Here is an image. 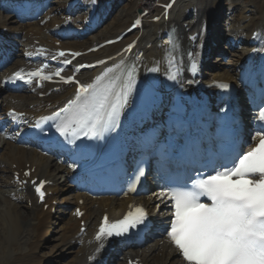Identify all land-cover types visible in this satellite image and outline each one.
<instances>
[{
	"label": "bare ground",
	"instance_id": "bare-ground-1",
	"mask_svg": "<svg viewBox=\"0 0 264 264\" xmlns=\"http://www.w3.org/2000/svg\"><path fill=\"white\" fill-rule=\"evenodd\" d=\"M107 1L108 0H95V3H93L92 0H80L82 8H86V16L83 20L80 18H71L70 21L66 22V19L70 16V14L64 7L61 11L54 13L44 22L34 21L26 25H20L18 28H11L9 25L10 23H15V21L20 22L21 18L19 16H16V20L14 19L0 22L1 45L6 50H8V47H11L9 52H12V55L18 59L14 67L7 68L0 74V86L2 77L5 75H11L21 69L29 72L42 67V63L34 65L30 64V62H26L25 60L26 56L34 51L32 46L36 41H39L43 45L51 46L52 49L50 55L52 57L57 55L59 51H71V53L80 52L81 55L76 57H72L71 55L67 56L68 59L72 60V66L61 73L62 75L66 74L68 76H75L79 81L83 80V78L87 76H95V74L109 64L107 60L111 56L119 53L123 48L134 42H138L139 48L144 50L145 62L150 65L157 64L161 66L163 54L159 49L160 45L157 41L159 33L158 30H162L166 25V20L164 18L166 15L165 8L161 5L172 3L171 0H165L164 2L159 1V3H157V0H136L133 5V11L125 13L122 11L123 13L120 15L119 19L112 22L111 26L109 25L110 27L106 28L105 32L101 36H90L86 38L84 42H63L60 48H56L54 46L55 41H60L58 39L59 27L56 28V24L60 25L61 23H65V25L76 26L84 23L85 20L92 18L97 11L105 14L109 10V7L106 5ZM217 5V0H177L175 3H172V7L168 9L169 19L185 25L189 30V35L197 32L203 34L202 38L198 39L197 43L198 45H204L205 55H208V50L211 47V44L218 39L217 34L214 32L215 26H217L216 19L220 15V9ZM259 6L258 0H253V10L251 11L250 16L245 15V13L239 20V25L243 26L242 30L237 31L238 29H236L235 32L229 33V36H234L236 40L240 41L244 46L241 56L236 59L234 69L229 73H223L220 71V68L217 67V69L209 70L212 72L210 74L211 76L206 77V73L203 75V83L213 86L212 89H215L214 85L216 82H221L222 85L227 84L228 87H233L236 90H242L243 88L249 86L250 81L253 82L257 80L259 81L258 83H260L264 79V64L261 65L264 63V19H262ZM139 12L140 14H138ZM33 16L37 17V13L35 12ZM156 16L160 17V21L157 23L154 22ZM136 18L141 19L142 29L128 34L127 29L130 24L128 26L126 25ZM98 20L99 19H96V21ZM6 28L9 30L7 31ZM254 31L258 32L256 39L252 38ZM64 32L66 31H63L62 33ZM113 39L117 40V43L112 47H108L106 44L107 41H111ZM101 43H105L104 47L98 54H93L92 50L101 45ZM148 44H151V48L149 49H147ZM253 51L256 52V55L252 57V62L248 63V58H251L250 53ZM1 52L8 53L7 51H0V53ZM64 59L65 57H58L57 61L63 62ZM99 60H104L105 64L98 68L87 67V69L80 76H76L73 72V67L76 68L80 64L92 65ZM55 69L59 70L56 64L50 65L47 69H44V74L53 73ZM253 71L256 72L255 75H253ZM60 83V80L53 78L52 80H46L44 87L40 90L36 89L34 86L31 87L27 96L20 95L18 97H13V101H11L10 98H4L2 104H5V114H7L9 110L15 109L20 112H25V121H29L42 114L56 110L69 97L73 96L76 87V84L69 87L61 85L60 90L54 92L53 87L60 86ZM4 91H6V89L1 88L0 94ZM40 93H45V98L40 99ZM162 93L165 95L166 91L163 89ZM246 93L250 96V99L247 101L244 96L245 101L242 99V106L245 109L243 112L245 115V124L248 128L253 127L254 124L260 126L256 123V116L253 114L258 108V104L251 100L254 96H251L250 92L246 91ZM221 98L222 96H219L217 100H220ZM169 99L170 98L165 96L164 101L153 110L152 118L150 119L153 124L158 125L161 128H168L171 126ZM14 100H17V102H14ZM31 105L32 109L30 108ZM137 119L138 113H135L131 118L127 117V122H137ZM142 122L143 121L137 123ZM124 130L127 132L129 127L126 126ZM159 133L160 132L156 129L153 136L156 137ZM196 133L197 130H195L192 125L188 124L186 127V136L180 140L185 149L190 147V137H193ZM130 138L135 137L130 136ZM250 140L253 141L252 139ZM4 141L5 142L2 145L0 144V149L6 150L5 156L2 158L3 162L0 167V173L3 171L10 172L11 177L8 181V185L12 187V190H1L0 192V201L3 200L6 207L5 210H0L4 215V218L0 219L7 223L3 239L6 238V235L9 234L10 231L11 234L13 233L16 237L25 241L26 245H28V253L25 254L24 264H41L42 257H37L35 254L36 251L41 248L42 243L51 231L52 216L50 212L44 211L43 205L37 203V199L29 187L21 193L17 191L16 186L13 183V174L20 169L25 170L26 165L30 164V168H35V172L32 175L33 178H46L47 180L53 181L55 185L48 189L49 191H52V196L48 197L46 201V204H49L52 200L58 201L60 199V190L64 191L68 189H61L62 182L59 185L61 178H57H59L58 176L63 177L64 174H70L71 170L67 168V163L58 161L61 163L59 169H57L59 173L56 176H52L50 172L54 167L55 161L53 160V162L50 158L41 154L38 148L26 147L24 144L18 143L15 138L5 139ZM137 157H141V154H138ZM161 167H163V165ZM8 197L17 201L18 204L10 201L12 199H9ZM79 199L84 200V204L82 206L78 204ZM29 201L31 202V215L24 206L29 204ZM71 205L75 206V208L80 207L82 210H86V214L82 218V221H86L87 231L83 236H80L81 220H78L75 216H73L72 212L69 213L67 220L64 218L61 219V222L65 223L61 230V240L70 256L69 260L65 264H101V260L110 248L114 245H121L122 243L125 244L124 240H108L105 242V247L100 251V253H96V249L99 247L100 242L95 240V235L97 233L100 219L104 214L110 215L112 221H116L122 219L128 211L133 210L135 207L145 205L151 213L153 219H159L160 221L167 220V213H165L168 209L166 200L157 199L155 195L139 198L137 200L126 196L119 198L105 197L93 199L76 193L73 194V202ZM160 206L165 211L159 214L157 209ZM23 208L27 210V213H25V211H21ZM75 208L73 211H75ZM42 228H46V231L43 239L39 240L37 239V236L39 230ZM162 231L160 229L156 231L158 239L155 240L149 251H145V253L139 256V254H136L132 250L128 249L119 258L125 259V264L128 259L137 257H140L144 264H184V262L179 258L177 251L166 240L163 233L164 231ZM11 238H9V241ZM1 243L2 242H0V244ZM91 257H95V259L90 261Z\"/></svg>",
	"mask_w": 264,
	"mask_h": 264
},
{
	"label": "snow or ice",
	"instance_id": "snow-or-ice-1",
	"mask_svg": "<svg viewBox=\"0 0 264 264\" xmlns=\"http://www.w3.org/2000/svg\"><path fill=\"white\" fill-rule=\"evenodd\" d=\"M92 2L95 3V0ZM161 6L167 13L172 3ZM155 19L159 20L160 17L156 16ZM141 24V19H136L133 27ZM169 43L173 45V50L181 47L179 37L174 34L169 35ZM132 48L133 45L129 44L125 51ZM67 55L65 51H59L52 59L65 57L63 62L71 64L72 60ZM79 55V52L71 53L72 57ZM187 55L192 56V53ZM182 59L172 52L168 53L169 68L175 69L168 72L169 80L177 79L178 65ZM97 63L103 65L105 61L99 60ZM47 67L44 65L29 72L21 69L10 77L32 85L36 79L52 80L55 75L66 84L78 85L73 99L50 116L40 117V122H54L56 131L68 144H75L81 138H103L106 132L118 127L129 98L137 89L139 69L136 63L109 67L88 84H82L75 76H62L64 69L52 75L44 74ZM85 67L93 66L80 64L74 71L79 72ZM191 70L193 73L197 71L195 60ZM148 71L157 73L160 69L151 67ZM222 87L227 88L228 85L223 84ZM8 115L24 116L14 109ZM257 118L262 126L251 138L255 141L251 150L236 152L227 162L212 167L210 173H201L190 182L170 179L166 188L158 194L154 193L157 199L170 201L171 218L165 235L178 250L184 264H264V109L257 113ZM24 175L30 176L31 172L27 171ZM144 175L143 165H138L130 177L132 191H135L134 185L139 184ZM16 180L26 183L20 180L19 173ZM31 183L43 202L47 181L41 180L37 184L36 180H32ZM75 215L83 216V212L76 209ZM148 215L142 206L135 207L134 211H128L122 219L114 222H110L105 215L95 235V240L100 242L96 253H100L109 238L122 237L142 225L147 226Z\"/></svg>",
	"mask_w": 264,
	"mask_h": 264
},
{
	"label": "rangeland",
	"instance_id": "rangeland-1",
	"mask_svg": "<svg viewBox=\"0 0 264 264\" xmlns=\"http://www.w3.org/2000/svg\"><path fill=\"white\" fill-rule=\"evenodd\" d=\"M61 1H63V0H61ZM135 1L136 0H124L123 3L119 6V8L115 9L116 11L112 14L110 19L106 22V24L96 32V34H99L97 36H101L105 32L106 28H109L111 26L112 22L119 19L120 15H122L123 12L125 13V12L133 11L132 9L134 8L133 5H134ZM217 2H218L219 9L223 10V15L221 17H219V19L217 20V24H216L217 25L216 26V33L220 37V41L217 43L218 50L216 52V55L212 58L211 67H214L215 69H217V67H218V68H220L221 72L229 73L230 71H232L234 69L236 59L239 57L240 53L242 52V50H241L242 45H239L238 47L230 49V50H227V48L225 47V43L227 42L228 30L231 27H237V25H238L237 23L232 24V22L228 20V15L230 13L234 12L233 6H236L235 9H237L235 11V13L233 14L234 19H239V18L241 19V16H242L241 14L246 13L248 15L249 13H247V12L250 11V13H251V11L253 10L252 9L253 0H218ZM258 3L260 5L259 7H260V12L262 14L261 15L262 19H264V0H258ZM59 8L60 7L53 4V5L49 6V11L52 13L56 9H59ZM230 9L232 11H230ZM56 12H59V11H56ZM226 12H229L228 15H224V13H226ZM46 15H47V12H46V14L42 15V17L45 18V17H47ZM42 17L40 19L43 20ZM231 17H232V15H231ZM126 26H128V24ZM238 26H240V25H238ZM234 30H236V29L229 30V33L235 32ZM222 50H224V54H221V53H223ZM243 50H244V46H243ZM216 58H218V59H216ZM13 64H14V61L12 63H10L9 66H7L6 68L11 67ZM0 71H4V70H0ZM23 96H27V95H23ZM7 97H9V94L6 92L0 94V102L2 101L3 98H7ZM2 107H4V109H5V104H2ZM4 109H3V111H4ZM4 142L5 141H3V143ZM3 143H0V144L2 145ZM1 145H0V147H1ZM0 150H2V149H0ZM2 151H3V153L0 152V167H1V164L3 162L2 158L6 154V150L3 149ZM59 167L58 168L53 167L55 174H52L51 172H50V174L52 176L58 175L56 173L57 172L59 173V171L57 170V169H59ZM53 169H51V171ZM7 175H9V176H7ZM10 177H11L10 172L3 171L2 173H0V192H1V190L2 191L12 190V187L8 185V181H9ZM58 177L59 178H57V179L61 178V176H58ZM61 182L62 181L60 180L59 185ZM59 190H60V187H59ZM65 196H68V197H65ZM8 198L12 199L11 197H8ZM10 201L18 204V202L15 201L14 199H12ZM72 202H73V195H71L70 191L63 192L62 195L60 196V199L58 200V203H60V204L66 203V204L71 205ZM24 206L28 209V212L31 215L30 206H28V204L24 205ZM5 208L6 207L3 203V200H1L0 201V210L1 209L5 210ZM21 211L22 212L25 211V213H27V210L25 208H23ZM1 212L2 211H0V218H4V215L2 214L3 212L2 213ZM69 213H67L68 217H69ZM53 217H55L56 220H59V223H60L61 216L59 214H55V215H53ZM53 223H54V220L52 218L51 225ZM63 224H65V223H62V226H59V227H57V225H54L50 231L51 235H49L50 233L47 235V237L45 238V242H43L41 248L36 251L35 255L37 257L38 256L42 257V258L40 257L42 259L41 264H65L69 260V258H70L69 252L67 251V249L64 248V245H63L62 240H61V237H62L61 236V234H62L61 230H62V227L64 226ZM0 225H1L0 226V242H2L0 244V264H24L25 254L28 253L27 252L28 251V245H26L25 241L16 237L13 233L11 234L10 231H9V234L6 235V238L3 239V234L5 233L7 223L3 222L0 219ZM44 233H45L44 228H42L38 233L39 238H41V240L43 239L42 237H43ZM11 237L12 238L16 237L15 238L16 240L14 238H13L14 239L13 240ZM9 238L12 239V240L10 239L11 242L9 241ZM2 244L8 245V246L2 245ZM151 247H152V245L144 251L134 252V253L139 254V256H141L143 253H145V251H149L151 249ZM65 252H67V253H65ZM118 261H119V259H118ZM117 264H122V260H120Z\"/></svg>",
	"mask_w": 264,
	"mask_h": 264
}]
</instances>
